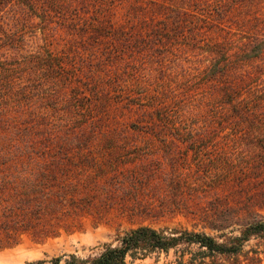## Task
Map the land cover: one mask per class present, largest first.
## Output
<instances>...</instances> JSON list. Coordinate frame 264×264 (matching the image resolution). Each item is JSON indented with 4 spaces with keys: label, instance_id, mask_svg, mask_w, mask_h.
I'll use <instances>...</instances> for the list:
<instances>
[{
    "label": "trees",
    "instance_id": "trees-1",
    "mask_svg": "<svg viewBox=\"0 0 264 264\" xmlns=\"http://www.w3.org/2000/svg\"><path fill=\"white\" fill-rule=\"evenodd\" d=\"M114 215L28 264H264V0H0V249Z\"/></svg>",
    "mask_w": 264,
    "mask_h": 264
},
{
    "label": "rangeland",
    "instance_id": "rangeland-1",
    "mask_svg": "<svg viewBox=\"0 0 264 264\" xmlns=\"http://www.w3.org/2000/svg\"><path fill=\"white\" fill-rule=\"evenodd\" d=\"M145 225L158 230L176 227L193 229L192 224L183 217L174 220L131 222L114 215L113 218L104 223H96L92 218H87L83 228L73 233L62 231L59 236L42 241L32 236H24L17 245L0 249V264H28L38 260H51L69 255L85 257L97 254L101 252L105 244L115 242L118 235ZM255 244L256 242H252L248 248ZM129 261L130 264H171L175 261V254L174 252L169 255L154 254L146 259L135 261L129 259Z\"/></svg>",
    "mask_w": 264,
    "mask_h": 264
}]
</instances>
